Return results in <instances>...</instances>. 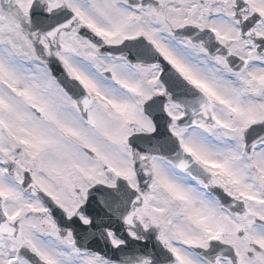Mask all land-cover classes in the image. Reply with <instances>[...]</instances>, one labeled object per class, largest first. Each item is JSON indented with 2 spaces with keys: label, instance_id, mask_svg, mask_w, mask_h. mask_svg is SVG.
<instances>
[{
  "label": "snow or ice",
  "instance_id": "6c2138e0",
  "mask_svg": "<svg viewBox=\"0 0 264 264\" xmlns=\"http://www.w3.org/2000/svg\"><path fill=\"white\" fill-rule=\"evenodd\" d=\"M0 264H264V0H0Z\"/></svg>",
  "mask_w": 264,
  "mask_h": 264
}]
</instances>
